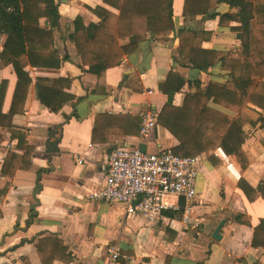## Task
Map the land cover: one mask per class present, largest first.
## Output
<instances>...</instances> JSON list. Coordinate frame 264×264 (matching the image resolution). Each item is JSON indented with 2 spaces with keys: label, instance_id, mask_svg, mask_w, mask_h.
<instances>
[{
  "label": "crops",
  "instance_id": "crops-1",
  "mask_svg": "<svg viewBox=\"0 0 264 264\" xmlns=\"http://www.w3.org/2000/svg\"><path fill=\"white\" fill-rule=\"evenodd\" d=\"M51 1L59 14L53 40L60 67L25 70L31 84L21 113L11 117L13 133L24 136L25 144L32 148L28 169L1 175L7 154L22 156L23 151L17 149L18 138L12 137V131L0 127V264H42L36 245L44 239L57 242L65 249V254L58 255H69L71 259H56L51 264H264V249L252 247L254 229L264 221V200L258 192L264 185V111L252 105L242 111L249 120L242 129L245 140L241 151L247 164L244 170L234 156H225L221 150L201 154L203 161L195 184L197 203L191 215L192 220H199V227L186 230L182 212L166 211L163 221L151 223L140 216H128L121 205L90 198L102 188L107 162L115 148L143 146L145 152L153 154L159 150L172 152L179 145L158 124L144 140L139 134L125 137L120 130L123 117L141 120V112H154L157 121L167 103L158 84L170 72L185 81L173 98L175 107L181 106L185 94L194 93L189 82L199 80L203 88L209 82H231L219 65L207 73L187 68V61L178 54V32L190 28L208 34L201 49L237 55L242 50L241 42L231 28L240 24L220 26L219 17L201 16L185 23L184 0H172L175 30L168 41L140 43L118 67L105 72L104 93L93 95L97 78L81 65L68 38L77 18L86 27L100 22L93 13L96 8L114 15L118 12L103 0ZM237 12L222 2L209 11L219 15ZM39 24L50 28L45 19ZM4 41L0 35V53ZM37 78L71 80L67 93L75 100L58 113L49 112L39 102ZM16 82L12 66L0 67V114L4 116L9 114ZM99 115L114 119L99 123L95 130ZM57 141L54 149L52 145ZM77 158H81V164H77ZM240 180L255 191L252 200L239 189ZM168 201L175 203L173 199ZM220 225L219 240H214L212 236ZM112 249L118 253L115 261L109 253Z\"/></svg>",
  "mask_w": 264,
  "mask_h": 264
},
{
  "label": "trees",
  "instance_id": "trees-1",
  "mask_svg": "<svg viewBox=\"0 0 264 264\" xmlns=\"http://www.w3.org/2000/svg\"><path fill=\"white\" fill-rule=\"evenodd\" d=\"M118 12L114 15L101 8L93 13L100 19L98 24L83 25L80 19L73 23L74 31L69 41L74 46L81 65L96 76L97 85L93 95L104 93V76L107 70L116 68L125 57H129L140 43L145 41L167 42L174 32L172 0H103ZM222 2L236 14H210ZM250 11V12H249ZM182 16L185 23L196 17L215 19L219 25L239 23L231 31L238 34L241 42L240 54H223L200 48L208 34L182 29L178 32V54L187 61V68L207 73L219 65L228 73L231 82L227 85L209 82L205 88L199 80L189 82L193 94H185L180 107L173 105V98L185 86V81L170 72L158 84V91L167 97V103L157 117V124L178 142L172 153L179 157H195L221 150L225 156H234L244 170L247 166L241 148L245 135L243 127L249 122L243 114L246 105L264 111V0H184ZM45 19L49 29L42 28L39 21ZM59 14L51 0H0V35L5 37L0 53V67L12 66L17 82L9 114H0V127L12 131L11 117L21 113L31 80L27 68L55 70L60 67V56L54 47L53 30L58 27ZM127 41L122 44L121 42ZM37 93L40 104L51 113H58L75 97L67 93L71 80L37 78ZM3 89L0 88V109ZM209 104L220 107L229 114L212 109ZM17 109V106H19ZM19 110V111H17ZM114 118L99 115V123ZM124 120V121H123ZM120 130L123 136L137 137L141 120L125 116ZM18 138L17 149L22 156L8 153L1 169L2 176L13 175L16 170L28 169L32 148L25 144L24 136L11 132ZM238 187L252 200L255 191L243 180ZM264 200V185L258 188ZM32 218V217H31ZM253 248L264 249V221L254 229ZM37 253L42 264H51L56 259L70 262L69 255L63 258L65 249L49 239L39 240Z\"/></svg>",
  "mask_w": 264,
  "mask_h": 264
},
{
  "label": "built area",
  "instance_id": "built-area-1",
  "mask_svg": "<svg viewBox=\"0 0 264 264\" xmlns=\"http://www.w3.org/2000/svg\"><path fill=\"white\" fill-rule=\"evenodd\" d=\"M154 112H141L139 136L142 140L157 127ZM216 156V153H214ZM203 155L179 157L170 151L142 153L138 148H115L109 156L102 188L90 198L107 204L121 205L128 216H140L148 222H161L166 211L182 212L185 229L197 228L199 220L191 215L197 203L196 179ZM81 164V158L76 159ZM173 199L172 205L168 200ZM111 260L118 258L109 251Z\"/></svg>",
  "mask_w": 264,
  "mask_h": 264
},
{
  "label": "water",
  "instance_id": "water-1",
  "mask_svg": "<svg viewBox=\"0 0 264 264\" xmlns=\"http://www.w3.org/2000/svg\"><path fill=\"white\" fill-rule=\"evenodd\" d=\"M58 141L55 142L52 147L55 149L56 148V145H57ZM142 153H145V148L143 146H140V149H139ZM221 228V225L220 227L216 230V232L214 233V235L212 236V238L214 240H219V236H218V232H219V229Z\"/></svg>",
  "mask_w": 264,
  "mask_h": 264
}]
</instances>
